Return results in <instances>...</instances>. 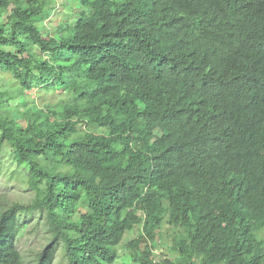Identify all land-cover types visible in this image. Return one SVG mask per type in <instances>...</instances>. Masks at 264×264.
Segmentation results:
<instances>
[{
    "label": "trees",
    "instance_id": "obj_1",
    "mask_svg": "<svg viewBox=\"0 0 264 264\" xmlns=\"http://www.w3.org/2000/svg\"><path fill=\"white\" fill-rule=\"evenodd\" d=\"M76 1L52 32V0H0V170L34 192L0 206V264L32 212L33 264H114L139 224L137 264H264V0Z\"/></svg>",
    "mask_w": 264,
    "mask_h": 264
},
{
    "label": "rangeland",
    "instance_id": "obj_2",
    "mask_svg": "<svg viewBox=\"0 0 264 264\" xmlns=\"http://www.w3.org/2000/svg\"><path fill=\"white\" fill-rule=\"evenodd\" d=\"M50 5L53 6L54 10L48 17L44 18L42 23L52 32L64 18L77 12L79 9L76 0H52ZM7 15L8 13L0 15V22H6ZM26 94L30 95V97L35 100V106L37 105V107H42V105L47 102L51 103L57 101L59 98H63V93L42 91L38 89L29 91ZM19 99L21 98H11L9 104L12 107L18 106L20 104ZM23 99L29 102V99L26 97H23ZM29 106L31 105L29 104ZM37 107H35V109H37ZM21 123L24 125V121H21ZM15 165L16 164L12 160L10 148H6L3 164L0 170V206H7V204H12L13 202H21L25 204L30 202L34 197V192L30 190L28 185H26L23 176L21 174L18 176L15 172L17 170ZM23 170H25V168L21 170L22 173ZM21 218L23 224L16 236V246L23 255L25 264H33L38 251L48 238L43 227L45 226V219L37 212L25 214ZM140 234L141 224L137 225L126 234L122 243L118 245V258L114 264H137V262H135L125 250L124 243L136 238ZM258 237H262L261 239L264 240V229L261 234H258ZM163 240L164 241L158 240V246L155 251L156 254L154 255L158 259H161L159 256L173 257L169 250V241L166 233L163 235ZM53 264H66L62 253L58 252Z\"/></svg>",
    "mask_w": 264,
    "mask_h": 264
}]
</instances>
